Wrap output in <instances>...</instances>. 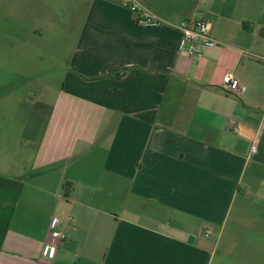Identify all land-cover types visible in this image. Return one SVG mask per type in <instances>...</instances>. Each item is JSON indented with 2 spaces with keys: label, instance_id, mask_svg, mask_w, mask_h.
<instances>
[{
  "label": "crops",
  "instance_id": "0c3cea01",
  "mask_svg": "<svg viewBox=\"0 0 264 264\" xmlns=\"http://www.w3.org/2000/svg\"><path fill=\"white\" fill-rule=\"evenodd\" d=\"M199 14L221 44L193 60ZM228 225L264 264V0H0V264H213Z\"/></svg>",
  "mask_w": 264,
  "mask_h": 264
},
{
  "label": "built area",
  "instance_id": "2783aa9c",
  "mask_svg": "<svg viewBox=\"0 0 264 264\" xmlns=\"http://www.w3.org/2000/svg\"><path fill=\"white\" fill-rule=\"evenodd\" d=\"M130 10L135 14L136 23L144 28H157L166 24V22L157 16H154L137 4L130 6ZM181 34L178 49L193 60L202 59L205 54L220 45L221 43L209 35V24L202 14H199L198 20H183L174 26ZM223 89L227 93L239 95L240 88L237 79L230 74H225L222 78ZM235 131V130H234ZM53 244H46L43 248L42 255L52 258L57 249L62 245L65 235L58 232H51Z\"/></svg>",
  "mask_w": 264,
  "mask_h": 264
},
{
  "label": "rangeland",
  "instance_id": "374dc122",
  "mask_svg": "<svg viewBox=\"0 0 264 264\" xmlns=\"http://www.w3.org/2000/svg\"><path fill=\"white\" fill-rule=\"evenodd\" d=\"M24 24V23H23ZM39 43H50L48 35H44L43 40L38 41ZM37 44V46H38ZM36 45V43L34 44ZM40 45V44H39ZM44 52L41 53V57L38 61V71L39 72H45L49 67V61H47L48 57L50 56L49 52L44 49ZM56 70L53 71V73H55ZM10 83H12L13 85H15L16 87V99L23 101H26L27 103H31L33 104H37L40 103L42 100H46V98H41L40 96V91H37V95L35 98H32L31 96H25V94H29L30 95V88L27 87V89L24 87V85H26L25 82H18V81H9ZM20 85V86H18ZM22 85V86H21ZM22 87V88H21ZM30 99H33L30 100ZM15 104H17V102L14 101ZM229 225L226 227V229L224 230L222 237L219 241L218 247H216V250L214 252V262L213 264H238V242L234 241V243L232 242L229 245V249H228V253L225 252V248H226V244L228 241H226L227 239V232L229 229ZM248 259V258H246Z\"/></svg>",
  "mask_w": 264,
  "mask_h": 264
}]
</instances>
